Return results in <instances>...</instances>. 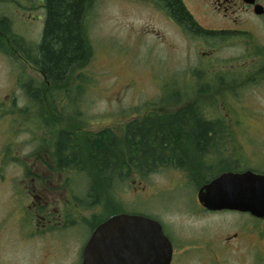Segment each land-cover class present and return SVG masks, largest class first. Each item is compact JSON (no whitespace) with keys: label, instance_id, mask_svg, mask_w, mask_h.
Masks as SVG:
<instances>
[{"label":"flooded vegetation","instance_id":"1","mask_svg":"<svg viewBox=\"0 0 264 264\" xmlns=\"http://www.w3.org/2000/svg\"><path fill=\"white\" fill-rule=\"evenodd\" d=\"M44 1L0 0V41L11 46V53L7 52V55L16 58L21 65H28L34 76L37 74L42 81L46 77L36 65L39 42L33 41L34 27L44 21ZM148 1L186 41L205 45L206 48L199 52L205 58L203 89L208 93L241 92L246 84L264 88V0H179L181 9L166 0ZM34 76L27 83L34 84ZM26 88L29 93L27 85ZM184 88L164 85L171 93ZM192 88L196 92L202 86L194 84ZM50 89H42L46 100ZM33 100L42 104L40 96ZM48 105L50 112L52 102L49 100ZM160 108L153 103L142 118L167 112ZM128 123L124 126L123 136ZM111 130L110 137H117L114 129ZM101 131L91 133L89 137L100 138ZM204 137L209 141L205 148L199 149L193 144L191 149L163 150L161 154L169 155L167 158L143 168L145 175H163L167 189L171 191L169 195L175 193L184 197L182 190L189 188L192 191L191 198L186 200L190 229L183 226L173 229L163 218L151 216L161 222L171 242L169 264H264V213L237 208L212 209L199 198L200 189L221 174L246 170L264 174V150L253 153L254 158L247 160L243 143L232 140L231 135L210 132ZM43 138L32 140L38 141L33 151L35 164L26 167L24 174L28 177L12 187V205L19 208L23 221H13L17 231H11L12 235L11 232L5 234L0 228V264H76L75 252L63 246L59 237H52L51 232L78 218L88 219L91 230L77 252V264H83L86 244L98 225L117 213H137L131 210L132 196L141 190H138L139 186L133 187L131 161L127 162L123 178L112 174L103 183L99 176L93 182L91 172L99 174L108 168L78 166L72 164L73 161L61 163L57 153L59 134L54 140L52 135ZM145 175L139 181L143 190L147 187ZM260 196L258 192L255 203L259 202ZM20 227L25 230L21 231ZM19 242L30 245L21 247ZM126 243V252L120 259L131 263L142 261L145 241L140 242L141 251L135 248L138 242L130 240Z\"/></svg>","mask_w":264,"mask_h":264},{"label":"rangeland","instance_id":"2","mask_svg":"<svg viewBox=\"0 0 264 264\" xmlns=\"http://www.w3.org/2000/svg\"><path fill=\"white\" fill-rule=\"evenodd\" d=\"M43 22L34 27L33 42H40ZM86 28L92 58L73 75L68 93L49 91L50 112L43 87L42 104L27 92V82L34 76L32 69L7 55L11 53L10 45L0 48V228L5 234L17 231L13 221H23L19 208L12 205V187L28 177L24 174L26 167L35 164L33 151L38 141L32 140L51 135L54 140L63 127L78 134L114 129L117 137H122L126 123L140 120L149 106L163 102V92L171 100L170 89H164V85L185 87L178 94L180 101L170 102L173 107L197 98L206 101V117L221 123L214 133L231 135L232 140L243 143L247 160L264 150V88L246 84L241 92L223 90L211 94L203 88L195 92L194 84H205V58L199 52L205 45L186 41L148 0H91ZM34 77L35 85L41 84L42 78L37 74ZM132 176L133 187L139 186L142 191L132 196V211L161 217L173 229H190L186 203L192 196L189 188L182 190L185 198L169 195L163 175L155 173L144 176L147 187L143 190L139 182L142 175ZM89 223L88 219L78 218L51 232L52 237H59L63 246L75 252L76 264L77 252L91 231Z\"/></svg>","mask_w":264,"mask_h":264},{"label":"trees","instance_id":"3","mask_svg":"<svg viewBox=\"0 0 264 264\" xmlns=\"http://www.w3.org/2000/svg\"><path fill=\"white\" fill-rule=\"evenodd\" d=\"M166 1L180 8L179 0ZM44 2L43 31L36 48V65L46 80L40 85L27 83L33 99L40 96L42 87L68 93L72 88L73 75L79 73L92 58L86 28V15L91 0ZM5 46L0 41V48ZM79 76H83L82 73ZM163 93V102L157 105L167 112L149 114L140 120L129 122L125 137L111 138L112 131L106 129L100 132V138H90L91 133L88 131L78 134L74 129L61 128L57 146L60 162L70 164L73 161L72 164L78 166L108 168L101 170L99 174L95 171L90 173L93 182L99 176L103 183L112 174L123 178L128 161H131L133 174L145 175V166H151L157 160L169 156L162 155L163 150L191 149L190 145L193 144L199 149L205 148L204 145L209 141L204 136L216 132L215 128L221 124L219 121H210L204 114L206 101L202 102V98H197L173 109L169 104L178 103V94L181 92L170 93L171 100L167 99L169 95L166 92ZM113 168L114 171L109 170Z\"/></svg>","mask_w":264,"mask_h":264},{"label":"water","instance_id":"4","mask_svg":"<svg viewBox=\"0 0 264 264\" xmlns=\"http://www.w3.org/2000/svg\"><path fill=\"white\" fill-rule=\"evenodd\" d=\"M258 185L260 189L256 191ZM258 192L261 199L255 203ZM199 198L212 209L237 208L263 214L264 174L252 170L221 174L200 189ZM142 239V261L120 259L126 252V241L138 242L135 248L141 251ZM171 252V242L158 219L142 213H117L94 230L84 250L83 264H169Z\"/></svg>","mask_w":264,"mask_h":264}]
</instances>
